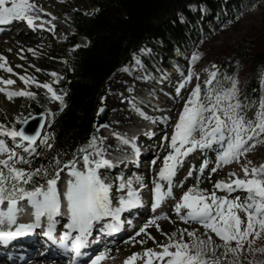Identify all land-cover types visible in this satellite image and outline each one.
Instances as JSON below:
<instances>
[{
	"label": "snow or ice",
	"instance_id": "snow-or-ice-1",
	"mask_svg": "<svg viewBox=\"0 0 264 264\" xmlns=\"http://www.w3.org/2000/svg\"><path fill=\"white\" fill-rule=\"evenodd\" d=\"M33 8V0H0V22L22 19L31 26L33 20L36 19L34 15L30 14ZM40 10L43 11V9ZM141 51L143 52L145 49L142 48ZM197 58V54H193V59ZM4 59L0 56V61ZM0 67H4V64L0 63ZM7 71L11 72L12 69L8 68ZM215 76L216 73L212 72L205 79L204 84L207 87L203 92V100L201 99V85L196 84L188 100L184 103L171 134L173 151L164 157V163L158 173L160 177L169 181V189L161 191L160 183L155 182L151 204L153 209L165 196L171 194V178L176 165L191 150V147L211 146L213 141L220 143L221 150L216 161L217 167H219L221 163H231L233 160H237L241 154L247 153L256 143L254 133L257 135L264 133V99L260 101L254 119H249L243 114L241 102L236 98L235 81L228 89H220L218 85L213 88L212 80ZM191 78L189 72L184 79L191 80ZM21 79L26 84L33 82L31 77L21 76ZM3 83L7 85L14 81L7 79ZM42 86L47 89L53 99L60 101V105L64 106L63 96L57 94L50 84L44 83ZM182 86L183 82H181ZM0 91L5 92L9 99L19 95L29 98L36 95L24 89L9 91L7 88H0ZM197 132H199L198 137L195 135ZM0 133H6L13 138H22L29 142L28 147L32 151H35L33 142L40 135V133L27 135L24 131L7 128L4 125H0ZM48 136L49 134H45L40 143L51 148L52 144L48 143ZM120 139L124 143H128L123 137ZM94 141L95 137L88 146L93 147L97 158L90 159V154L81 148L79 151L83 153V163L80 168L76 167L75 157L63 162L57 159L56 167L51 174L46 169L43 170L46 185L33 182L32 186L26 187L30 181H33V171L40 174L41 169L26 170L14 166L15 150L9 148L5 141L0 139V154H6L0 158V166H3L0 167V225L5 222L8 225L15 224L16 214L21 210L18 201L21 200H26L27 204L31 206L34 216L32 222L18 224L15 230H0V241H7L14 236L32 232L35 227L40 225L42 217H45L47 221V230L44 234L50 236L56 223L54 217L61 213L62 196L67 215V223L64 227L68 230H75V239L71 246L78 252L85 243L94 222L101 221L105 217L116 220L122 210L141 203L137 194L138 189H133L131 180H129L127 184H120V188H128L127 198L121 196L118 206L113 207L110 199L111 185L106 183L98 172L99 168L110 166L111 162L100 155L101 149L95 147ZM185 145L190 147H185ZM61 163L65 164L68 172L65 190L62 194L57 187ZM207 163L208 161L205 160L200 165L201 170ZM216 170V167L211 169L212 172H216ZM243 171L244 179L236 178L229 182L217 181L215 187L231 190V186L234 185L238 189H243L248 193L244 201H240L239 198L217 197L215 193L208 194L211 198L209 200L208 197L201 194L202 190L194 192V188H189L188 191H185L181 200L175 205V210L179 213L181 207L186 208L187 213L182 215L181 219H191L201 223L206 230L205 237H197L194 232H188L190 238L188 241H185L181 235L175 239L170 238L168 243L160 245L161 251L145 249L144 264H153L154 260L159 264H242V259L246 260L247 264H264V247H252L254 239L264 235V163L251 168L244 165ZM5 203L6 207H3ZM241 211L245 214L244 217L240 215ZM153 219L158 218L154 217ZM104 229L115 231L116 226L106 223ZM144 230V227L140 229L141 232ZM211 233L220 238V244L213 240ZM69 234V231L62 234L60 240L62 245ZM172 235L173 237L177 236L176 233ZM232 242H235L234 245ZM245 242L248 244L249 253L260 252L261 258L252 260H248L247 257L242 258L241 252ZM218 248L224 250L219 256L216 255ZM229 254H231L230 257ZM137 255V253H133L124 261V264H133ZM105 256L106 252H101L91 260V264H98Z\"/></svg>",
	"mask_w": 264,
	"mask_h": 264
},
{
	"label": "trees",
	"instance_id": "trees-1",
	"mask_svg": "<svg viewBox=\"0 0 264 264\" xmlns=\"http://www.w3.org/2000/svg\"><path fill=\"white\" fill-rule=\"evenodd\" d=\"M258 1L262 0H95L96 9L92 12L72 10L67 23L74 34L52 48L48 60L45 58L46 62L41 66L45 77L37 80L41 82L52 71H59L64 66V79L53 85L57 94L63 96L64 106L60 105L59 111L51 113L50 97L32 86H27L26 91L36 95L22 98L23 104L31 106L33 114H47L41 139L49 134L48 143L52 144L47 148L40 139L34 145L35 151H18L13 157L16 167L41 169L40 174L33 171V181L26 187L32 186L33 182L44 184V169L51 174L57 159L63 162L76 158L81 148L89 147V142L97 136V112L102 105L107 80L131 62L137 52L140 55V49L147 52L142 63L149 74L162 67H183L182 59L175 57L173 50L185 54L191 41L190 25L200 24V13L189 8L192 4L204 3L222 16L230 15L241 5L251 6ZM182 14L188 22L183 21ZM206 31L208 34L217 32ZM80 38L87 40L86 46L79 44ZM255 39H243L229 52L219 55L215 59L216 76L212 81L213 88L218 85L220 89H228L243 74L245 85L237 99L249 119H254L255 111L264 99V48L257 49ZM74 46L75 49L70 50ZM0 125L18 130L21 123L0 116ZM4 134L0 133V138ZM4 155L0 154V158ZM64 165L61 163L60 169Z\"/></svg>",
	"mask_w": 264,
	"mask_h": 264
},
{
	"label": "rangeland",
	"instance_id": "rangeland-1",
	"mask_svg": "<svg viewBox=\"0 0 264 264\" xmlns=\"http://www.w3.org/2000/svg\"><path fill=\"white\" fill-rule=\"evenodd\" d=\"M95 0H45L46 6L43 7V12L48 15L50 18L60 22L68 24V15L72 10H83L84 12H92L96 9L94 4ZM44 2V3H45ZM55 8L57 12L60 14V17L53 18L50 16L47 11L49 9ZM205 8V7H204ZM190 9L193 11H197L200 13V23L203 21L205 25H200L207 27L208 29L215 28L217 30L216 33H209L207 35L201 34V28L199 25L192 24V37L196 44L191 46V50L187 52L185 56V65L186 71L181 74H173L170 75L171 82L174 81L177 84H181L184 82L187 87L184 91H182L181 86L179 92L177 89L174 90V83L168 82L166 87L158 85L157 90H163L167 97H170L173 100L174 104H171L167 110L168 112H162L161 107L159 106L157 109L152 108L155 106V103H159L157 98V92L154 93L155 98L148 97V100H144L146 98L144 95H139L142 97H132L130 94L134 89H138L139 87H144L145 85H150L151 90L153 88V84L151 81H148L146 76L142 70V58L145 54V51L140 52V60L138 63H134L133 60L126 65V67H122L119 70L115 71L112 76L106 82V90L103 93L102 105H106L105 98L108 91L107 84L109 80L114 76L121 73H127L128 69H132L133 67L137 68V78H132L129 80L130 86L127 90H122L119 88L117 90L118 100L121 103L127 102L126 108H123L121 103L117 106L116 110L123 115H128V113H135L140 115L142 118L144 116H151L156 120L152 123L156 128L157 137L153 139L154 141H150V144L153 147L152 153L153 155H157L158 151L160 150L161 156L158 159V162L161 161L163 158L168 155L170 151H173L171 147V134L174 131L175 123L179 119V114L183 109L185 101L188 100V97L195 87L196 84L201 85V90L204 87L206 89V85L204 84L205 79L212 73L215 72L213 65L215 66V59L224 53L229 52L235 45H237L243 39L248 38H257L255 39V46L257 49L264 48V0L254 2L251 6L241 5L237 8L236 11L231 12L230 15L223 14L222 16L213 14L212 11L209 9H203L201 6L191 5ZM183 16V21H187L186 17ZM207 19L205 20V17ZM10 36L13 34L8 33ZM30 35V36H29ZM28 36H16L14 41L18 44L16 45L17 49L13 50V63L14 67L11 65L10 61H8L9 56L0 53V56L4 57V68L7 71L8 68L13 67L14 70L18 72L13 73V78H10L14 83L17 80L19 83L16 86L11 85V88H7L2 80H0V88H7L9 91H19L21 89L26 90L29 84L32 82L25 83L24 80L21 79V76L31 77L39 79L44 76L43 70L41 66L44 64L45 58L48 60V56L52 50V48L58 45L60 42L67 41L71 38L72 34H59L55 33L54 31H49L47 27H40L37 32H32ZM79 44L82 46H86L87 42L84 39L79 40ZM75 49V47H71L70 50ZM193 54H197L198 58L193 59ZM177 55V53H176ZM7 56V57H6ZM10 64V65H9ZM12 66V67H11ZM16 67V68H15ZM64 66H62L59 71H52L49 77H46L42 83L34 84V89L38 91L48 92L46 89L43 88L44 83L48 84H57L60 80L64 79ZM191 73V80H185L184 78ZM55 74V75H53ZM3 77V76H2ZM245 80L243 74L239 77V80L236 83L237 89V96H239L241 88L245 85ZM13 84V83H12ZM166 88V89H163ZM154 90V89H153ZM130 95V96H129ZM182 95V96H181ZM180 97V106L179 108L175 109L176 106V97ZM23 95L13 96L11 99L8 98L5 92L0 91V116H4L13 121L20 122L24 124L26 120L32 117L33 111L31 106L25 105L22 103ZM107 100V99H106ZM117 100V101H118ZM150 100V102H149ZM116 101V102H117ZM119 101L117 103H119ZM145 102V103H142ZM58 102V100H57ZM53 104V100L51 105L49 106V111L51 113H55L60 109V103L58 105ZM26 112L25 116L24 113ZM175 114V115H174ZM109 116V113H108ZM170 118L166 120L165 118ZM109 118V117H108ZM107 118V121H108ZM106 121V122H107ZM144 121V119H143ZM105 122V123H106ZM145 122V121H144ZM104 123V124H105ZM148 123V122H146ZM150 124V123H149ZM163 126V127H162ZM106 128V127H105ZM131 128H135V126L128 127V132ZM170 128V129H169ZM106 135H111L115 137V142L109 146L110 150L106 155H103L105 158H109L113 151L118 149H123L124 143L120 137H123L124 140H127L126 134H122L121 132H113L107 129H104ZM259 133V130H258ZM166 134V135H165ZM124 135V136H123ZM197 137L199 136V132L195 134ZM256 143L247 153H243L237 160H233L231 163L223 164L221 163L219 167H217L216 161L217 156L212 154V151H207L203 147H199L198 151L191 155L185 163L178 162V181L179 184L176 186V194L175 200L173 202H167L165 209L159 213V219L155 221L154 216L150 219H145L144 223L147 225L143 226L145 230L143 232L140 231V228L133 237L127 239L126 241L128 244L124 247L120 246L119 249H116V254L111 255L104 258V264H122L128 257L132 256L133 253H137L136 257H139V263L144 264V260L146 257L143 255L145 249H153L161 251L160 245L166 244L169 242L170 238H178L182 235L185 241H188L190 238L188 236V232H194L195 236L204 238L206 235V230L204 226L199 223L198 221H188L186 219H181L182 215H186L187 209L181 207L179 213L175 210V205L177 202L181 200V197L185 191H188L189 188H194V190L200 189L204 190L201 193H204L206 197L210 200V196L208 194L215 193L217 197H226L227 199H236L239 198L240 201H244L248 195V193L243 189H238L234 185L231 186V190L225 188H216L215 184L217 181H224L229 182L231 180H235L236 178L244 179V171L243 166L247 165L249 168L252 166H258L264 163V133H259L258 135L255 134ZM167 137V139H165ZM136 140L139 141L138 136H135ZM100 139L99 129L97 131V136L95 138L94 144H96ZM145 141V139H142ZM11 142V141H10ZM16 142V141H14ZM19 142V141H17ZM216 142V141H214ZM9 147V145H8ZM221 145L215 149V152L221 150ZM10 148V147H9ZM15 151L18 150L17 147ZM25 147H23L24 149ZM92 147H88L86 152H88ZM83 154V153H81ZM79 154L77 157H79ZM75 158V160L77 159ZM207 160L208 163L201 170L200 165ZM251 162L250 164L248 162ZM154 165V164H153ZM152 165V169L150 170H141L133 175H130L129 167L122 168L119 171L125 172L127 176H136L145 179L146 181L152 180V178L156 177V173L153 171L154 166ZM103 167V166H102ZM105 167V166H104ZM216 167V172H212L211 169ZM65 168V165L61 168V170ZM118 171V170H117ZM117 171L107 172L113 174ZM61 172V171H60ZM191 173V174H189ZM235 173V175H232ZM109 175V174H106ZM110 176V175H109ZM159 176V175H158ZM111 178V176H110ZM105 181V179H103ZM113 184L116 183L114 178L110 179ZM234 191L232 194L231 191ZM120 186L116 187V191L119 192ZM238 191V192H237ZM147 196V194H146ZM240 215L242 217L245 214L241 211ZM173 233H176L177 236L173 237ZM213 240L220 244V238L216 237L214 233H211ZM194 238V237H193ZM131 239V240H130ZM235 242H232L234 245ZM264 246V235L260 237H256L254 239L252 247L254 248H261ZM124 247V249H123ZM123 250V251H122ZM122 251L121 253H118ZM223 248L216 249V255H220L223 252ZM260 255V252L256 253H249L248 251V244L247 242L244 243V249L241 252V257H247L248 260L257 259ZM231 254H229V257ZM244 263L247 264V261L242 259ZM32 264V263H30Z\"/></svg>",
	"mask_w": 264,
	"mask_h": 264
},
{
	"label": "bare ground",
	"instance_id": "bare-ground-1",
	"mask_svg": "<svg viewBox=\"0 0 264 264\" xmlns=\"http://www.w3.org/2000/svg\"><path fill=\"white\" fill-rule=\"evenodd\" d=\"M44 2H45V0H33L35 9L33 8L32 11L33 10L43 9V7L46 6V2L45 3ZM203 6L204 5H202L201 7H203ZM206 9H208V8H206ZM47 13L50 16H52L53 18L60 17V14L57 12V10L55 8L49 9V11H47ZM38 16H40L43 20L48 21L46 24H44V26L47 27L49 31H54L55 33H59V34H73L74 33V30L72 29V27L69 24H65V23L62 24V23H60V22H58V21L50 18L44 12L39 13ZM56 19H58V18H56ZM37 22H41V21H38L37 20ZM8 33H11V32H9V30H6V31H3L2 33H0V53L9 56L8 61H10L11 65L13 66L14 63H13V56H12L13 54L12 53H13V50L17 49L16 45H18V44L14 41L15 38L12 35L10 36ZM29 34H31V33L30 32H26V33L22 34L21 36H28ZM140 59H141L140 58V55H137L136 54V56L133 57L132 60H133L134 63H138V61ZM0 63L5 64L4 61H0ZM13 67H12V70L14 71V73L16 72V74H18V72L16 70H14ZM124 67H126V66H124ZM13 71L9 72V71H6L4 67H0V80H2V78H1L2 76L3 77H8V76L11 77L12 74H13ZM137 73H138L137 72V68L136 67H133L132 69H128L127 70V73H121V74H119V76L118 75H114L109 80V82L107 84L108 91H107V94H106L105 102H106V105L108 107V113H109V116L108 117L109 118H108V121L105 124H102V125H100L98 127L99 134H100V139L95 144V147L101 149L100 155H102V156L103 155H106L107 153H109L108 152L110 150L109 146H111V144L114 143L115 142V139H116L115 137H113L111 135H109V136L106 135L104 129H107L109 131L111 130L113 132H116L117 131V132H121L122 134H126V136L128 138H131L130 140L132 141L133 138H135V136L141 135L140 132H142L144 130L147 131L150 128H152V127H150L152 125L149 124V123L144 122L143 121V118L140 115H137L135 113H128V115L126 116V115H123V114H121L120 112H118L116 110L117 106L121 103L118 100L119 98H118L117 93H116L117 90L119 88H122V90H127L129 88V86H130L129 80L132 79V78L133 79L134 78H137ZM15 81H16V83H13V84H15L17 86L19 82L17 80H15ZM7 85H9V84H7ZM7 85L5 84V86H7ZM163 89H166V88L163 87ZM152 90H151V86L150 85L149 86L148 85H145L144 87H141V88L139 87L138 89H134L131 92L130 95L132 97H137L139 95H144L145 96L148 92H150ZM158 92L159 93L157 95L158 96L157 99H158V102L161 103L160 104L161 105L160 106L161 108H168L171 104H174L173 103L174 101L171 100L170 97H167L166 94L163 92V90H160ZM139 97H142V96H139ZM139 97H137V98H139ZM180 97L178 96V97L175 98L177 100L176 101L177 104L175 106V109L176 108L178 109L179 106H180V99H179ZM52 100H53L52 106L54 104L58 105L57 100H55L53 98H52ZM117 100L119 101V103H117L118 102ZM121 104H122L121 106L123 108H126L125 106L127 105V102H124V103H121ZM25 114H26V112L24 113V116H25ZM132 126H135V128H131V129L129 128L130 131H132L131 133H129L127 128L128 127H132ZM154 131L156 132L157 129H153V132ZM155 137H156V135L151 140L155 139ZM124 149H126V150H124ZM131 152H132L131 147L129 145H124L123 146V149H118L116 151H113L111 153L112 156L110 155L109 158H106L105 157V159H113V158H115V157L118 156V153L131 154ZM87 153L90 154V159L97 158V155H96V153L93 150V147ZM82 155L83 154H81L76 159V161H77L76 167L77 168H80L81 165H82V163H83V161H82ZM160 156H161V153H160V150H159L158 153H157V155L155 156V160L157 162H158V159H160ZM161 161L164 162V159L162 160V157H161ZM144 163H146V160L144 161ZM100 175H101V178L102 179H105V182H107V179L102 174H100ZM67 178H68V172L66 171V167H65V168H63L61 170V172L59 174V180L57 182V185H59V184H61L63 182H66ZM64 190L65 189H61L62 192L60 190H59V192L60 193H63ZM234 191H235V189L233 190V192ZM25 202H26V200L18 201V206H19V208L21 210L23 209V206L22 205ZM5 204L3 205V207H5ZM21 210L19 212H17L16 217H18L20 215ZM141 211L145 212V211H147V209L146 208H142ZM126 215L129 216L130 213L129 212H126ZM30 217L31 218H28V220H31L33 218V216H30ZM105 218H102L100 227H103L104 228V225L107 223L106 220L109 221L110 223H113V224L116 223V221L113 220L112 218H106V220H105ZM141 226H142V224H141ZM100 233H102V231H100ZM115 233H116V231H114V233H112L110 235V239L112 238V236ZM119 238L120 237H117L118 241L116 240L115 242L109 244V246H107L104 251L103 250H100V253L101 252H106V257L111 256V255H115L116 254L115 253L116 252V249H119L120 246H123L124 244H125L124 245V247H125L128 244V242L126 241V238H128V237H126V238L125 237L124 238H120V240H119ZM27 244L28 243H25L23 248H26L27 249L28 248V245ZM93 245H96V242L95 241H93L91 243V245L88 246V247H94ZM124 247H123V249H124ZM39 248H40V244L38 242H36V244H34V245L31 246L32 251L30 252V254L31 255H34V256L41 255L40 252H39V250H38ZM122 251H119L118 253H121ZM95 256H97V254H95ZM0 264H3V263H0ZM8 264H18V263H17V260H12ZM34 264H45V263H42L41 261H38V262H34ZM47 264H50V263H47Z\"/></svg>",
	"mask_w": 264,
	"mask_h": 264
},
{
	"label": "water",
	"instance_id": "water-1",
	"mask_svg": "<svg viewBox=\"0 0 264 264\" xmlns=\"http://www.w3.org/2000/svg\"><path fill=\"white\" fill-rule=\"evenodd\" d=\"M108 118V107L107 105H101L97 112V118H96V126H100L104 124L107 121ZM47 119V115L45 113L35 114L32 117L28 118L26 122L18 129V131H24L27 135H36L37 133H40L39 136H37V140L33 142V144L37 143V141L41 138L43 128L45 126ZM19 140L24 141L22 138L19 137ZM25 143H29L27 141H24Z\"/></svg>",
	"mask_w": 264,
	"mask_h": 264
}]
</instances>
